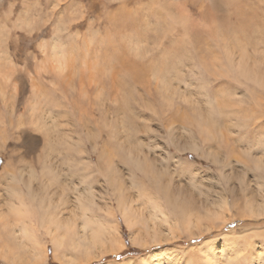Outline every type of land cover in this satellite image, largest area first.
Segmentation results:
<instances>
[{
  "label": "rangeland",
  "instance_id": "obj_1",
  "mask_svg": "<svg viewBox=\"0 0 264 264\" xmlns=\"http://www.w3.org/2000/svg\"><path fill=\"white\" fill-rule=\"evenodd\" d=\"M58 1L0 0L2 252L22 249L4 222L21 199L69 217L86 191L95 225L123 245L88 263L70 249L78 264H264V217L242 213V195L264 194V87L252 84L264 82V0H236L242 19L235 5L205 17L211 0L191 18L180 0ZM218 193L233 204L209 233L165 240L151 219L159 204L204 222ZM37 232L47 260L23 264H65L69 247ZM0 264L19 263L0 252Z\"/></svg>",
  "mask_w": 264,
  "mask_h": 264
},
{
  "label": "bare ground",
  "instance_id": "obj_2",
  "mask_svg": "<svg viewBox=\"0 0 264 264\" xmlns=\"http://www.w3.org/2000/svg\"><path fill=\"white\" fill-rule=\"evenodd\" d=\"M197 1L198 0H180L179 1L181 4L179 5V7L181 8V12L183 13L185 17L191 18L192 16L196 14ZM133 2H135V0H125L123 3L121 2L122 3L121 5L125 7V6H128V4L130 3L132 4ZM67 3H69L68 4L69 6H73L74 4H76V2L71 3L70 0H68V2H66L65 4ZM239 3L246 5L245 2L240 1ZM239 3L236 0H211V2L209 3V10L207 13L204 14V16L215 19L219 16L218 12L221 11L220 8H222V6L225 7L224 9L225 11L227 10L232 11L233 6L235 5L236 15L242 19L244 18V15H246V13H245L244 6L243 5L241 6ZM56 4L59 5L60 7L62 6V4H60L58 0ZM167 6L172 8L173 4H167ZM0 10H1V7H0ZM25 13L29 15L28 10L25 11ZM32 13L37 14L36 12H33V11ZM123 14L125 15V12ZM151 16H153V13H146L145 14L146 20H149V17ZM230 16L232 18L231 12H230ZM184 23H187L186 19H184ZM234 25H235V21H234L233 26ZM191 28H194V26L192 25L190 28H187V31L189 33L192 32L189 30ZM0 32L4 34L5 29L1 27ZM232 32H233V29H232ZM245 36H247L248 38V35H245ZM56 47L54 49H56ZM56 62L59 64H62L63 60H56ZM252 84L254 86L259 85V86L264 87V82H253ZM34 89L35 88L33 87V90ZM32 118H34L33 115H32ZM36 119H38L39 125L41 124L42 126L46 127V120H44V118L38 117ZM195 145L197 146V144ZM49 156L51 158H54L53 153H50ZM263 161L264 159H262L261 162ZM250 193H246L245 195H242V198L244 197V202H243L244 209L242 213L247 214L250 217H254V218L264 217V199H263L264 194H263V197H261L262 200L258 201L256 199L255 200L250 199L248 196ZM85 194H86V191H84V193L80 192L79 198L75 200L76 202L72 203L73 207L75 206L74 209H78L79 211L72 212L71 214H69V217L66 216L65 214L63 215L61 213L53 211L54 213L41 216L39 218V215L37 213L38 211L36 210V213H35L33 206L21 199L17 205H15L13 208H10L9 214L4 217V222L6 226L11 224V230H12L13 237L20 244H22L21 246L22 249L15 250L12 248H8L5 250V252H2L0 248V252L3 253V257L7 260H11L12 262L13 260H16L19 264H23V262L27 260L28 261L31 260V262L33 263H38L40 261L42 262L46 261L47 260V248L45 245V240H43L44 234L37 232L38 230L42 232V228L43 230H45V233L50 237L51 242L54 246L55 252H57L60 249H65L67 246L69 247L63 252V259H64L65 264H78L79 262V260L76 258L77 255L75 257L72 254H70L69 252L70 249L74 252H78V257L81 258L82 263L84 261L88 263L93 259L99 258L101 255H97V253L102 250H105L107 251V253H110L111 251H114L115 249L120 248L123 245V241L120 237L116 236L114 229L110 230V228L108 227H102V226L95 225V220L93 219V217L90 216L89 208L84 206L83 203L79 201L83 198ZM236 196L239 198V195H236ZM210 199L211 198H205V200L204 199L203 200L208 201ZM50 200H52V202H49L48 205H51L53 207L57 206L56 204L62 203L61 197L58 198V200L56 201H54L53 198H51ZM217 202H220V204H218ZM232 204L229 201V199H226L222 193H218L216 198L212 199V201L206 205V206L211 205V207H208L204 211L206 215L204 222H202L201 218H198L195 216L190 217L186 215L185 214L186 210L183 208L181 209L179 207H176V209L172 207L171 213L174 216V218H172L170 217V215L165 213V209H163L159 204H156L154 207L156 210L152 212L153 215L151 219L154 223H157L159 225L161 224L166 225V230H163L162 232V234L165 237V240H174L178 238L179 237L178 230L182 228H187L193 233H198L197 235L200 236V235L209 233L211 230H213L215 226L218 224V222L224 223V221H227L224 219L227 217L228 211L231 210ZM42 205L45 206L44 204H41V206L39 207V210L46 212V210H44ZM119 205L123 213L129 214L130 209L128 208V206L126 205V203L124 202L122 198L119 199ZM236 205L237 203H235L233 206H236ZM67 210H72V209H67ZM36 214L38 215V217L36 216ZM72 216L74 219L76 216H81L80 220L82 224L79 223L78 228L76 227V224H75L76 222L72 219ZM229 217L232 218V216H229ZM211 218L214 219V222L209 224L208 221ZM196 221H198V223H195ZM221 225L223 226L224 224H221ZM191 227H193V229Z\"/></svg>",
  "mask_w": 264,
  "mask_h": 264
}]
</instances>
